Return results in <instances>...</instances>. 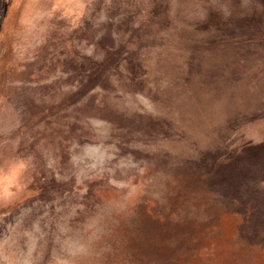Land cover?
I'll list each match as a JSON object with an SVG mask.
<instances>
[{
    "label": "clouds",
    "instance_id": "1",
    "mask_svg": "<svg viewBox=\"0 0 264 264\" xmlns=\"http://www.w3.org/2000/svg\"><path fill=\"white\" fill-rule=\"evenodd\" d=\"M4 3L0 264H174L178 244L165 241L173 253L167 259L151 249L141 208L151 202L154 220L163 216L160 223L182 229L204 208L200 189L182 182L180 170L207 151L264 144V46L223 82L208 79L203 73L215 76L220 66L205 67L198 53L212 52L222 32L202 26L213 14L223 27L264 16V0ZM109 33V50L125 49L107 73L109 87L98 84L71 102L82 86L69 65L103 63L100 41ZM142 41L154 55L144 54ZM184 51L181 63L176 57ZM131 54L142 68L136 77ZM190 63L200 66L199 80L189 75ZM62 105L60 119L33 123L32 106ZM105 112L132 125L121 126ZM153 121H166V132L151 130ZM250 183L264 193V177Z\"/></svg>",
    "mask_w": 264,
    "mask_h": 264
},
{
    "label": "rangeland",
    "instance_id": "2",
    "mask_svg": "<svg viewBox=\"0 0 264 264\" xmlns=\"http://www.w3.org/2000/svg\"><path fill=\"white\" fill-rule=\"evenodd\" d=\"M7 11L8 5L0 0V17L6 16ZM154 11L159 14L160 9ZM210 25L220 28L222 34L216 37L217 43L212 52L202 50L198 57H203L201 62L205 67L210 64L219 65L220 70L215 76L206 71L203 75L223 82L225 76L236 74L252 59V49L264 46V16L244 17L236 20L230 27H223L213 14L208 24L202 27L206 30ZM142 43L147 44L144 54L154 55L155 49H152L151 43ZM187 43L185 41L184 45ZM184 45H181L182 49ZM100 47L107 51L103 63L69 65L76 76L81 78L82 86L80 92L70 98L71 102H78L98 84L109 87L107 73L116 70L125 49L109 50L114 48L110 33L100 41ZM128 59L133 77L140 75L142 68L136 62L135 54H131ZM176 59L182 63L187 59V51H184L183 57L178 56ZM175 70L180 71L179 68ZM193 73L198 80L201 78L200 66L193 67L190 63L189 75ZM142 86V82L136 84L137 88ZM63 108V105L59 108L32 106L33 123H48L60 119ZM104 115L121 126L132 125V122L123 120L114 113L105 112ZM256 118L258 116L252 117ZM166 124V121H153L148 127L166 132ZM179 174L182 176L181 181L190 188L200 189V204L204 211L194 214L193 219L177 231L172 229L171 224L160 223L163 216L154 220L156 213L151 202H148L146 207L141 208V214L142 232L149 241L150 248L167 259L173 253L164 249V243L174 238V242L178 244L173 256L174 264H264V193L250 183L258 177H264V144L245 145L242 151L217 148L215 151L204 152L199 161L189 162ZM214 193H219L221 198ZM249 203L259 208L257 213ZM254 234H259L258 241L253 239Z\"/></svg>",
    "mask_w": 264,
    "mask_h": 264
},
{
    "label": "trees",
    "instance_id": "3",
    "mask_svg": "<svg viewBox=\"0 0 264 264\" xmlns=\"http://www.w3.org/2000/svg\"><path fill=\"white\" fill-rule=\"evenodd\" d=\"M249 204H252L251 207L253 208V210L255 211V213H257V212H258L257 210H259V208H256V205H255V204L253 205V203H249ZM252 219H253V218H251V221H252ZM251 221H250V222H251ZM258 235H259V234H254V235H253V239H254L255 241H258V240H259Z\"/></svg>",
    "mask_w": 264,
    "mask_h": 264
}]
</instances>
